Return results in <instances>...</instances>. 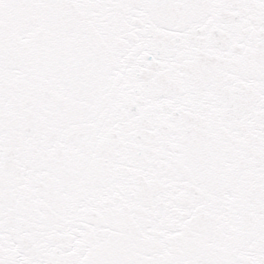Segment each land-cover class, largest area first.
<instances>
[{
	"label": "snow or ice",
	"instance_id": "obj_1",
	"mask_svg": "<svg viewBox=\"0 0 264 264\" xmlns=\"http://www.w3.org/2000/svg\"><path fill=\"white\" fill-rule=\"evenodd\" d=\"M0 264H264V0H0Z\"/></svg>",
	"mask_w": 264,
	"mask_h": 264
}]
</instances>
